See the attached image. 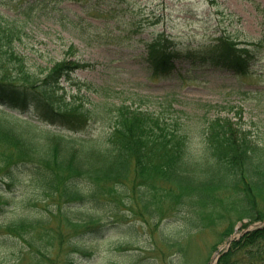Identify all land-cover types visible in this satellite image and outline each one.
Returning a JSON list of instances; mask_svg holds the SVG:
<instances>
[{"label":"trees","instance_id":"trees-1","mask_svg":"<svg viewBox=\"0 0 264 264\" xmlns=\"http://www.w3.org/2000/svg\"><path fill=\"white\" fill-rule=\"evenodd\" d=\"M17 1L20 10L14 17L0 10V206H10L13 214L1 225L12 241L7 248L13 250V259L5 264H23L26 257V264H89L95 251L85 233L103 235L113 223L99 215L118 214L129 200L141 204L149 218H159V225L175 215L187 236L212 232L217 237L213 251L237 223L264 220V141L243 127L242 116L234 121L223 115L234 108L195 102L190 113L175 109V98L145 103L138 94L131 95L129 105L116 106L108 101L110 90L91 84L80 88L104 101L85 96L89 107L74 95L71 107L63 105L58 97L62 79L71 80L72 73L90 65L72 58V45L67 51L71 58L64 54L46 67L30 64L24 48L27 28L47 1ZM7 5L0 0V7ZM127 12L124 21L105 17L121 32L138 35L143 26L136 13ZM170 42L158 34L141 55L149 64L168 66L170 54L176 53ZM252 46L240 47L224 36L213 45L218 62L240 74L252 65ZM31 104L44 119L77 135L16 112ZM92 120L103 124L97 136L88 132ZM20 167L28 169L29 180L16 173L26 172ZM18 177L27 189L19 190ZM217 264H264V228L234 241Z\"/></svg>","mask_w":264,"mask_h":264},{"label":"rangeland","instance_id":"rangeland-1","mask_svg":"<svg viewBox=\"0 0 264 264\" xmlns=\"http://www.w3.org/2000/svg\"><path fill=\"white\" fill-rule=\"evenodd\" d=\"M47 1L53 6L56 3L60 4L56 10H52L54 20L43 18L28 26L24 48L30 58V64L38 62L37 66L42 67L52 65L53 61L60 60L64 54H68V46L71 43L77 47L75 58L90 63L89 68L72 74L71 80L62 81L61 86L64 89L59 90L58 94V97H61L59 100L61 104L71 107V102L74 101L72 97L77 93V84L92 83L104 85L113 89L115 93L119 92L120 99L115 100L117 104L130 103V93L137 91L155 97L172 95L182 102L192 100L233 106L234 109L229 115L235 116L233 119L242 116L241 123L244 128L251 129L255 136L264 141V47L260 50V59L251 67V72L240 76L211 62L199 64L205 53L202 52V48L194 50L222 32L229 33L240 41L264 37V0H134L137 4L148 6V11H153L161 21L152 25V22L140 18L139 21L145 26V31L141 37L132 38L125 37L109 24L103 23L99 15L102 13L101 9H105V5L99 7L94 4V0ZM6 2L8 5L5 8L1 6L0 10L12 17L20 7L16 0ZM44 9L37 10L35 15L40 17ZM153 31L155 33L165 31L175 42L184 46L182 55H185V59L180 58L170 74L166 75L163 67L148 68L144 58L140 56L143 40L149 39ZM194 58L198 59L194 61L199 63L191 67L190 60ZM81 93L90 96L92 100H100L85 90ZM62 96L66 101L63 102ZM75 98L77 103L88 101L79 94ZM178 105L185 108L181 104ZM88 106L90 107V104ZM192 108L189 106L187 109L191 111ZM27 109V112L22 113L23 116L42 118L41 111L34 104L29 105ZM198 114L202 115L201 112ZM88 126H90L88 132L92 136L102 132L103 124L100 121L92 120ZM53 127L54 130L68 133L61 123H56ZM19 170H26L22 174L16 171L24 180L30 179L27 168L20 167ZM20 180V177L16 180L19 181L17 183L19 190L24 189V186L27 189V182L22 184ZM10 185L14 188L13 183ZM128 202L129 204L121 206L118 214L107 212L99 215L106 216L108 221L113 223L104 235L95 234L94 230L85 233L88 245L95 251L89 264L214 262L215 252L212 249L217 237L212 232L187 236L185 224L175 215L167 219L165 216V226H169L163 231L164 225H159V218H149L141 204L136 206L133 204L136 202L132 200ZM12 215L10 206H0V264L13 259V250L7 248L12 241H8L4 229H1V225L13 218ZM252 228V225L244 228L240 223L232 238H237ZM177 241L179 243L172 246ZM226 245L227 242L221 243L219 248L225 249ZM180 248L186 253H182ZM16 256L14 253V257ZM25 261L29 262V258L26 257Z\"/></svg>","mask_w":264,"mask_h":264}]
</instances>
